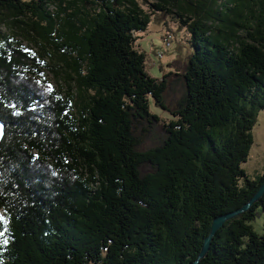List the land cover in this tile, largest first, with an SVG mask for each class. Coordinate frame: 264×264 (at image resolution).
Returning a JSON list of instances; mask_svg holds the SVG:
<instances>
[{"label": "trees", "instance_id": "obj_1", "mask_svg": "<svg viewBox=\"0 0 264 264\" xmlns=\"http://www.w3.org/2000/svg\"><path fill=\"white\" fill-rule=\"evenodd\" d=\"M154 1L0 0V27L41 47L0 32V264H190L264 183L242 167L264 109V0ZM154 11L194 48L161 81L135 47ZM177 86L163 122L149 97L167 108ZM261 215L264 195L198 264H264Z\"/></svg>", "mask_w": 264, "mask_h": 264}, {"label": "rangeland", "instance_id": "obj_2", "mask_svg": "<svg viewBox=\"0 0 264 264\" xmlns=\"http://www.w3.org/2000/svg\"><path fill=\"white\" fill-rule=\"evenodd\" d=\"M139 2L147 12L153 11L151 4L155 2L154 0H139ZM50 10L55 11L56 6L51 7ZM0 32L4 35L16 36L17 39L22 41L23 46L34 48L35 51L41 49L40 44H35L31 40L23 38L20 30L10 23L6 22L3 24L0 27ZM135 34L137 36L136 49L144 52L146 55V71L157 81H161L172 71L171 67L168 66L169 62L173 60L187 61L194 51L190 43L189 31L171 13L154 11L151 15L148 28L143 32H137ZM169 34L171 37L167 38ZM165 38L170 42L169 47H165ZM159 53H162L161 57ZM173 78L174 76L172 75L168 79L170 81ZM46 79L49 85L55 89H58L60 84L64 85V89L67 88L62 79L56 81L50 72H47ZM165 95V105L167 108L156 104L155 100L149 97V109L151 113L159 116L163 122H171L174 119L171 110H174L177 104L181 102L183 89L177 86L173 91H167ZM252 134L254 143L248 159L242 164V167L250 177L254 178L259 174H264V109L259 112ZM149 144L145 143L143 147ZM251 225L254 226L258 233H262L264 225L263 216L261 215L256 218Z\"/></svg>", "mask_w": 264, "mask_h": 264}, {"label": "water", "instance_id": "obj_3", "mask_svg": "<svg viewBox=\"0 0 264 264\" xmlns=\"http://www.w3.org/2000/svg\"><path fill=\"white\" fill-rule=\"evenodd\" d=\"M4 131H5V123L0 119V143L3 141V137L5 135ZM263 195H264V183L261 185V187L259 188L257 193L254 196H252V199L248 203H246L242 208H240L239 210H236L232 213L216 217L212 222L211 229H210L208 236L204 239V243H203L202 249H201L198 257L193 262H190V264H198L200 262V260H202L206 256V254L208 253V250H210L211 242H212L214 236L217 234V232L221 228H223L225 226L227 221H229L235 217H238L242 213L248 211L249 208L255 202H258L260 200V198L263 197Z\"/></svg>", "mask_w": 264, "mask_h": 264}, {"label": "built area", "instance_id": "obj_4", "mask_svg": "<svg viewBox=\"0 0 264 264\" xmlns=\"http://www.w3.org/2000/svg\"><path fill=\"white\" fill-rule=\"evenodd\" d=\"M171 36H170V34H169V36L167 37V38H170ZM169 45H170V42L168 41V39H166L165 38V47H169ZM160 55V57L162 56V53H159ZM0 215H4V210L3 209H1L0 208Z\"/></svg>", "mask_w": 264, "mask_h": 264}, {"label": "snow or ice", "instance_id": "obj_5", "mask_svg": "<svg viewBox=\"0 0 264 264\" xmlns=\"http://www.w3.org/2000/svg\"><path fill=\"white\" fill-rule=\"evenodd\" d=\"M49 89H51V86L49 85Z\"/></svg>", "mask_w": 264, "mask_h": 264}]
</instances>
